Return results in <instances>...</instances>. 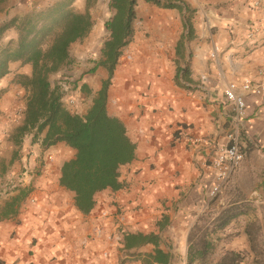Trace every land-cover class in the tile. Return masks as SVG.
<instances>
[{
	"label": "crops",
	"instance_id": "crops-1",
	"mask_svg": "<svg viewBox=\"0 0 264 264\" xmlns=\"http://www.w3.org/2000/svg\"><path fill=\"white\" fill-rule=\"evenodd\" d=\"M162 1L184 9L138 2L134 42L124 51L109 90L108 112L125 124L137 146L135 160L120 170L124 188L99 193L89 215L60 185L69 153L65 144L45 149L42 140L34 143L33 134L21 145L12 141L26 104L13 124L16 93L6 92L12 79L0 80V264H146L154 244L125 247V235L139 233L160 236L159 248L171 255L169 264H177V241L166 236L179 217L199 218L210 211L213 190L220 185L222 209L250 203L254 213L242 218L259 220L264 234V0ZM31 3L47 5L45 0H9L5 6L13 8V18L30 12ZM87 4L76 0L73 7L86 13ZM95 10L93 3L89 36L103 40L102 35L110 37L109 18L98 20ZM254 28L261 32L251 36ZM183 36V73L189 70V81L181 80L185 87L176 81ZM98 72L103 82L109 78L104 68ZM245 81L253 88L244 94L240 117L226 91ZM234 129L241 132L245 159L221 183L212 160L228 146ZM192 138L204 142L195 144Z\"/></svg>",
	"mask_w": 264,
	"mask_h": 264
},
{
	"label": "trees",
	"instance_id": "trees-1",
	"mask_svg": "<svg viewBox=\"0 0 264 264\" xmlns=\"http://www.w3.org/2000/svg\"><path fill=\"white\" fill-rule=\"evenodd\" d=\"M8 1L0 0V12ZM94 1L88 0L86 13L74 9L76 0H59L0 25V80L12 73V64L32 67L31 75L16 74L13 80L27 92V103L24 122L11 139L18 146L26 135L33 134L34 143L42 140L45 149L64 143L76 151V156L62 165L60 185L74 195L76 208L85 215L94 210L99 193L124 188L120 170L135 160L137 149L125 124L108 112V98L119 61L134 42L136 8L140 0H110L111 8L116 11L106 23L110 37L103 45L102 58L91 70L94 74L104 68L109 78L103 82L86 115L72 113L64 103L65 93L61 87H53L50 82L51 75L60 72L69 62L71 47L91 33L94 21L89 10ZM143 1L164 9H184L171 1ZM186 28H189L187 37L191 39L190 17ZM10 33L17 37L4 43ZM185 38L182 37L178 46L181 61L176 81L181 87H185L181 80L189 81V70L183 73L182 68ZM82 91L91 94L88 86H83ZM253 210L250 203L233 202L215 214H203L189 235L187 264H264V234L259 220L249 221L244 227L250 244L247 252L226 250L220 259L214 258L220 234ZM124 241L127 250L148 244L156 246L154 253L146 254V264L170 263L171 255L159 248L158 235L126 234Z\"/></svg>",
	"mask_w": 264,
	"mask_h": 264
},
{
	"label": "rangeland",
	"instance_id": "rangeland-1",
	"mask_svg": "<svg viewBox=\"0 0 264 264\" xmlns=\"http://www.w3.org/2000/svg\"><path fill=\"white\" fill-rule=\"evenodd\" d=\"M139 2H144L140 0ZM39 3H31L27 4L30 12L36 9H41L45 6H38ZM50 4L47 2V5ZM110 0H95V12L98 20L110 18L114 15L115 10L111 8ZM12 9L9 6H5L3 10L0 12V25H2L5 21L11 20ZM29 13V12H28ZM27 14V13H26ZM25 15V14H23ZM22 16V15H19ZM142 16V15H141ZM11 18V19H10ZM14 18V17H13ZM151 33H155L152 31ZM15 33H10L6 38L4 43H7L10 39L16 38ZM103 40H96L92 37H87L81 42L74 44L70 50V60L69 62L62 68V70L54 75H51L50 82L53 87H61L62 91L65 93L64 103L68 107V109L74 113L81 116L86 115L88 112V107L94 101L97 96V93L101 89V74L100 72L91 73V70L96 66V63L100 61L102 58V48L106 40L108 39V34H105ZM106 39V40H105ZM128 49V47L125 49ZM32 72V67L30 65L22 66L21 63H15L11 66V74L9 75L10 82L8 83V88L6 92L16 93V98L12 102V107H17L15 113H18L23 106L27 103V92L22 89L19 85L13 83L15 77L14 74L17 72ZM87 82L89 89L91 90V94L84 93L81 90V87L84 83ZM103 82V81H102ZM99 85V86H98ZM2 91L0 90V96ZM12 108V109H13ZM18 111V112H17ZM16 116V115H15ZM14 116V117H15ZM18 117L13 120V124L18 123ZM17 127V126H16ZM10 129V128H9ZM12 129H15V125L12 126ZM11 130V129H10ZM64 144V143H63ZM68 147V146H66ZM69 153L67 154V160H71L76 156L72 153L70 147L67 148ZM62 161V160H61ZM72 194V193H71ZM216 198L213 200L212 206L210 207V211L213 214L222 210V206L220 205V193H218ZM174 209L179 212V209ZM205 212V213H208ZM204 213V214H205ZM254 213V212H253ZM252 213V214H253ZM203 215V214H202ZM201 215V216H202ZM197 216V215H196ZM200 216V217H201ZM264 216V209H263ZM194 215L189 216H181L176 223V227H171V234L166 236V239L170 241H177L178 250H177V264H187L188 262V250H189V237L188 231L189 227L192 225L194 219L198 221L200 218H193ZM255 221L254 217L250 218H242L235 222L231 227H229L226 232L220 234L221 240H216V251L214 258L216 260L220 259L221 255L226 250H235V251H243L247 252L250 248L249 241L246 239V235L243 230L247 222ZM174 223V224H175ZM172 226V224L170 225ZM168 228L166 232L169 230ZM191 232V231H190ZM190 235V234H189ZM249 246V247H248ZM235 248V249H234Z\"/></svg>",
	"mask_w": 264,
	"mask_h": 264
},
{
	"label": "built area",
	"instance_id": "built-area-1",
	"mask_svg": "<svg viewBox=\"0 0 264 264\" xmlns=\"http://www.w3.org/2000/svg\"><path fill=\"white\" fill-rule=\"evenodd\" d=\"M48 3H54L56 0H45ZM259 3H256V6H259ZM259 29H252L251 36L256 33H260ZM253 88L251 81H245L241 86L236 84H231L227 91L226 96L228 100L234 104L236 111L240 117L245 115L246 103L244 99V94L251 92ZM243 92V94L240 93ZM18 112V111H17ZM23 115V110L21 109L16 113V117H21ZM229 144L222 150H220L215 158L212 160V167L217 171V179L219 182L223 183L228 180L231 173L237 169L245 159V152L243 148V143L241 139V132L238 129H234L228 135ZM192 141L195 144L204 142L200 138H192ZM220 186H216L213 190V193L217 195L221 189Z\"/></svg>",
	"mask_w": 264,
	"mask_h": 264
}]
</instances>
